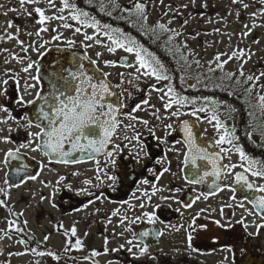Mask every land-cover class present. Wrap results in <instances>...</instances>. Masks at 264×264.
<instances>
[{
  "label": "snow or ice",
  "instance_id": "1",
  "mask_svg": "<svg viewBox=\"0 0 264 264\" xmlns=\"http://www.w3.org/2000/svg\"><path fill=\"white\" fill-rule=\"evenodd\" d=\"M46 3L48 9L54 10L53 15L49 16L46 14V9L40 7L42 0H19L21 7L24 4L36 5L28 15L31 16L35 13L37 19L36 23L40 26L34 33H28V35H35L37 37L41 36L43 32H56V35L51 36L50 40L30 44L27 47H22V51L27 53L29 49L35 52L37 59L33 60L29 57H18L13 56V59L18 60L23 67L21 72L27 74L25 77H20L19 73L9 75L6 70L4 76L8 78H0V97L7 98L9 80H13L16 84V98L13 101L20 108H30L31 111H26L23 115L14 116L11 109L3 103H0V112L6 113L7 116L0 118V123H7L8 120H12L17 128L24 129L26 133V142L20 143L16 148H9L3 153V160H0V164H3L5 168L14 169L13 173L6 171L4 173V185L7 188H19L21 185L26 183L28 180H36V175H33L28 170V165L20 164L18 166L13 165L11 162L19 159L21 154V149H29L32 152H40L44 157L48 158V162L55 161L56 163L68 165L73 163L83 162L84 156L90 159H96L97 157H105L103 167L100 165V160L96 159V171L97 175L95 177L96 181L103 183L106 179L111 182L109 186L117 184L120 180V176L115 172L118 168V158L123 152L124 148L128 145L135 144L137 150L135 153L137 163H142V161L149 157V151L147 145L142 142L141 133L137 130L136 125H144L150 136L156 139L157 145L167 144V136L171 135V130H176L172 123L166 124L164 127L166 129L165 136L160 137L156 135L155 128L150 125L149 120L138 118L133 115L137 111H142V105L155 107L150 105L149 99H144L140 103H137L130 111L124 112L123 109L127 107L126 99H130L132 93L129 92L127 98H124V91L122 89L119 97L115 92L116 88H121L124 84L125 73H119V82L113 84L108 80L110 73L104 72L99 67L98 61L102 57V53L97 51L95 53L97 59H91L87 51L84 53H79L76 41L67 38L63 39V46L59 43L62 40L63 33H60L58 29L50 28V22L54 20H59L62 23L59 27L64 29L73 28V24L69 23L68 20L74 21L76 26L74 28V34H80L82 29H92L93 34L89 35L86 32L83 33V41L81 42V47L85 50L93 47L92 43H84L85 41H91L98 45H103L108 53H115L117 49H122L123 52L133 54L135 56V65L128 61L125 57L126 66L134 67L135 73L137 74L133 79L139 80L141 77L155 78L157 82L169 80L165 66L157 59L153 54L149 53L146 48L143 47L135 38L124 33L120 28H113L109 24H103L90 16L88 12L80 9L75 2V0H59V6L56 4V0H43ZM233 4H241L244 9H248L250 5L245 3L244 0H231ZM257 2V0H254ZM258 3L262 6L259 12L253 11L250 13L252 17V24H244V31L241 35L243 37L249 36L252 31L257 27H262L264 24H257L256 18H264V0H258ZM206 6V5H205ZM187 7V5H185ZM120 5L117 0H100L101 11H106V14L111 16L112 11L119 9ZM111 9V10H107ZM132 15L136 17L137 22L142 21L141 28L145 29V33L151 32L156 39L160 38V35L166 33H172L173 35L167 36V43H171L174 36H179L180 33L175 29L167 27L163 23H156L154 27H146L148 16L146 14V5L142 0H133V7L127 9ZM67 12V18L64 13ZM237 15L240 13L237 11ZM187 23V21H185ZM8 27H12L11 21H9ZM159 30V31H157ZM19 32V28H17ZM107 39L108 43H104L100 36ZM8 39H17L14 35L8 34ZM52 41L58 43L52 44ZM254 43H259V40L253 41ZM17 43L23 44L22 41L17 39ZM52 44V48L48 45ZM187 47V45H184ZM55 50L57 55L53 56L51 60L44 61L46 57L52 50ZM4 51H7L5 49ZM180 49L177 47V52ZM227 55V53L217 54L215 57L216 67H209V72H215L217 69L223 70L224 64L228 63L229 60L235 57L238 60H242L246 53L244 49H238L233 51L231 55L228 56L227 60L221 61V56ZM254 53H247V58L251 59ZM181 59L185 60L187 63V58L181 54ZM87 60L90 65L94 66V71L89 72L83 61ZM8 61L5 60V63ZM243 61L238 64L237 67L240 69L239 75L241 77L245 76L243 71ZM196 65H199V61H195ZM211 63V62H210ZM105 67H116V62L112 60H103ZM33 72L35 74H33ZM131 75V74H129ZM235 74L227 73L226 78L228 80H233ZM264 76V72L259 75H248L244 81L247 83L249 81L255 83L259 81L260 78ZM23 81V84L21 83ZM240 83L239 80L236 81ZM132 83V80H129ZM197 83H200L199 78H197ZM167 91L163 88H156V85H151L152 91H157L161 93L159 99L163 101V107L165 110L173 109L174 106H178L174 111L171 112V116L179 118L181 115L190 114L192 116L198 117V113L205 112L211 113L208 116V122L212 123L219 135V138L214 141L211 147H219V152L208 150V147L202 146L198 143L197 137L194 135L193 126L188 120H183L180 123L179 130L183 132V139L176 140V145H182L184 151L181 152L179 148L175 146L169 147L167 152H175L178 156H182L180 163L183 167L180 171L183 173L186 171L187 166L191 165L192 171L190 172V179H186V182L191 185L202 184L208 177H213V183L210 187H215L217 190H223L220 185L216 184L215 181L222 180L228 175H233L232 170L237 167L235 163L224 164L221 161L225 158L230 159V153L232 148L239 154L242 163L239 165L243 168L242 172L234 173V184H239L241 189L247 194L244 196L243 201L238 205L239 207H244V201H247L252 205L251 210L245 209L250 216H255L258 221H245L243 218L237 223L244 226L245 230L248 229L249 225H254L256 229V234H261L264 230V183L257 184L255 180H249L248 175L258 180H264V162L258 161L254 158H250L242 150L241 147L234 144L235 130L229 131L227 127L220 121L219 117L216 115L215 109L211 107L212 105H219L220 102L214 99L210 100L205 97L204 106L197 107L196 101H189L187 97L178 93L173 86L169 83L167 86ZM190 87L195 88L196 85H190ZM217 87H221L217 85ZM222 90H225L222 88ZM246 91L251 94V88L246 89ZM228 95H233L232 92H228ZM26 96L31 97L26 99ZM167 98V99H166ZM260 108L264 111V95L258 96ZM191 104L192 110L190 113H182L180 111L181 107H186ZM230 107V106H229ZM235 111V109H231ZM159 109H155L152 115L156 119H161L158 115ZM120 117H124L122 120ZM129 121L128 123H125ZM135 121L136 123H132ZM36 129V131H32ZM223 131L221 132V130ZM131 131V135L127 133ZM12 129L9 128V132ZM124 132L123 141H127V144L121 142L120 133ZM259 135L264 137V125L258 128ZM249 138L252 137V133H247ZM0 142L5 144L13 143L10 136H0ZM230 145L231 147L225 148L223 145ZM223 154V155H221ZM200 162V163H198ZM155 164H165L170 165L171 161L168 159L167 154H165L160 159L155 160ZM245 164L247 166H245ZM206 165H211V171L206 169ZM39 167L43 169L46 167V163L41 161ZM112 169L113 171H109ZM148 173L152 175L156 180H159L164 173L170 171L169 166L163 167L162 171L156 172L153 168L147 169ZM103 175V179L101 178ZM248 174V175H246ZM16 179L13 180L12 176ZM73 176H78L80 173L73 172ZM65 180L64 176H59L56 180L55 186H53V195L59 187H67L69 191H73L71 185H63ZM11 181V182H10ZM41 183H44L41 181ZM141 184L147 185L151 181L147 178L140 181ZM84 185H90L92 187H98V184H94L92 180L85 179L83 181ZM45 187H49L45 184ZM224 187L229 188V190L235 191L232 185H225ZM152 195H155L157 191L161 189L157 188L155 184H152ZM169 191H172L169 189ZM175 192H180V188H176ZM0 192H4L7 195L5 188H0ZM76 195H88L95 196V200H100L103 193L97 195L89 190V188H80L75 190ZM214 193H203V198L207 199L208 195ZM147 199H151V196L147 191L143 193ZM106 198V197H105ZM174 196L162 197V199H174ZM45 199L41 196V200ZM196 199H200L197 196ZM195 201H193L194 203ZM94 203L93 200H89L87 204L83 207L87 208L89 204ZM123 203H128L124 201ZM6 206V201L0 199V207ZM231 207V205H228ZM55 207V204H52ZM139 207L144 208V204L140 203ZM160 207V205H156ZM185 207H191V204L185 205ZM81 209H76L80 211ZM203 211V210H202ZM223 210H221L222 212ZM119 209L112 212L113 216L119 215ZM22 215V213L20 214ZM199 215V214H197ZM142 217L147 218L149 224H154L156 222L155 212H143ZM141 216H137L135 220H129L127 215L121 216L120 223L125 225V221H128V225L139 221ZM110 222V221H109ZM27 222H25L26 224ZM219 224V221H215ZM15 221H9L10 228H14L15 231H21L20 228L14 227ZM125 225L124 232H130L131 228ZM203 227V226H202ZM4 234H8V230H3ZM71 236L75 237L77 235V230L73 226L70 229ZM157 235H163V233H156ZM251 235V233H249ZM87 235V233H85ZM119 235L123 236L124 233ZM150 233L148 231H141L138 234L133 233L132 238L125 239L123 244H120L117 248H108V239H104V255H109L112 252H119L121 250H126L133 258L139 259L140 256H144L148 253L149 245L144 243V237H148ZM2 238V237H0ZM9 238H11L9 236ZM30 240L34 237H29ZM49 239L48 236L44 237V241ZM192 236L189 234L188 240L191 241ZM21 244H25L26 241H18ZM39 243V242H38ZM142 245V246H141ZM72 247L77 250L83 247V241L77 238L74 245L70 242H65V251H70ZM231 251V249H228ZM30 251L36 255L52 256L53 259H59V257L54 252H43L38 251V248H31ZM102 253L93 249L91 256L95 257L101 255ZM11 255V253H10ZM16 255H22V253H16ZM108 264H118V262L109 261Z\"/></svg>",
  "mask_w": 264,
  "mask_h": 264
},
{
  "label": "flooded vegetation",
  "instance_id": "2",
  "mask_svg": "<svg viewBox=\"0 0 264 264\" xmlns=\"http://www.w3.org/2000/svg\"><path fill=\"white\" fill-rule=\"evenodd\" d=\"M91 1V5H86L89 4V2L85 4L84 0H75L78 7L82 10L85 9L86 6L100 9V0ZM117 3L120 5L119 9L127 10L133 7V0L129 3H123L122 1L117 0ZM56 4L59 6V0H56ZM146 4L147 3H145V5ZM42 8H45L46 11L48 10L47 5H44ZM257 11L259 12L260 8ZM64 15L67 18V12H65ZM130 15L133 16V22H136L135 24L141 25V23H143L142 21L137 22L136 17L131 13ZM32 18L34 20L37 19L35 13L32 14ZM173 18L176 19L177 17L173 16ZM69 23L75 26L74 21ZM153 25H156V23ZM49 27L55 28L54 21L50 22ZM37 28L39 27L35 26L33 31H28L26 34L14 35L17 39L22 41L23 44L17 43V39H8V36L5 37L4 41H14L17 45L27 47L29 42V38L27 37L28 33H34ZM53 35H55L54 32H43L40 37L41 39H44V41H48ZM56 43L58 42L52 41V44ZM52 44H49L48 47L52 48ZM15 49L7 50L6 52L4 50H0V72L3 71V73H5L7 70L9 75L19 73L20 77L26 78L27 74L21 72L23 64L18 62V60L13 59V56H26L35 60L37 59V55L32 51L31 54L30 52L25 53L22 50ZM83 50L84 49L79 50V52ZM5 60L8 62L5 63ZM128 61L132 62L131 59ZM99 67L101 68L100 63ZM33 74L35 73L33 72ZM0 78L8 77L3 75L0 76ZM108 80L115 84L109 77ZM21 83L23 84V81ZM161 86L162 85L160 84L157 85L158 88H161ZM166 86L167 84H165V88H167ZM7 87V98L0 97V103L8 106L11 109L12 114L17 117L23 115L26 111H31L30 108H20L18 105L13 103L16 98V84L13 80H9V85ZM115 92L117 93V97H119L120 94L117 88L115 89ZM129 92L132 93V96L130 99H126L127 107L123 109L124 112L130 111L136 105L135 101L137 98L135 96L134 89L132 88V91ZM28 98L31 97L26 96V99ZM188 100L196 101L195 98H189ZM191 110V104L180 108L182 113H190ZM135 113H133V115ZM6 116V113L0 112V118H4ZM181 116L182 119H179V121L169 122L175 126L176 130H171V135L166 137V145H157L156 139L149 134L141 136L142 142L147 145L149 151V157L145 158L142 163H137L135 156L137 146L135 144L128 145L124 148L118 158V168L115 169V172L120 176L119 182L111 186H109L111 182H109V185H104L105 182H103L104 184L99 181L93 182L99 186L93 187L90 191L96 193L97 195L103 193L100 200H95V196L88 197V195H85V197H81V195H76L75 192H69L68 190L64 191V194L61 197H63L65 202L69 203L67 207L71 208V210L77 204H84L89 200L94 201V203H92L93 210L84 214L82 218H77L72 221L71 224H69V227L63 226L62 230L58 231L64 242L62 250L50 248L49 245L44 246L45 249L48 252H54L60 260L63 258L65 259L64 261H67L68 258H71L84 264H108L109 261L118 262V264H264V230L261 231V234L257 235L254 225H249L248 229L245 230L243 225L237 223V221L242 218L246 222L252 220L258 221L257 217L250 216L248 212L245 211V209H248L249 211L251 210L252 205L250 203L244 201L243 208L238 206L241 201H243V198L247 193L241 189L239 184H234V173L242 172L243 168L233 170V175H228L222 180L215 181V183L220 185L223 190H217L214 186L210 187L213 183V177L206 178L205 182L202 184L191 185L186 182V179L191 178V165L187 166L186 171L182 173L180 171V168L183 167L180 163L182 156H178L175 152H167V149L172 146L179 148L181 152L184 151L182 145L175 144L176 140L183 139L184 134L179 130L181 121L188 120L190 124H193V121H198L195 116L190 114H184ZM226 117H228L227 114ZM120 118L124 120V117ZM228 122L229 126L227 128L229 131H232L233 129L235 130L234 134L236 139L233 141L234 144L241 147L247 154H261L260 158L255 157L254 159L263 162L261 159L264 160V137H261L259 132L251 131L252 137L249 138L247 134V136L244 135L245 132L242 129L236 128L234 119H230L228 117L227 124ZM1 126H6L5 128H8V130L3 129L0 131V136H10L13 141L11 144L3 143L5 144L4 148H1L0 145V160H3V153L5 151L9 148L14 149L18 147L20 143L26 142V133L24 129L17 128L16 124L12 120H8L7 123H0V127ZM9 128L12 129L11 132H9ZM32 131H36V129H32ZM198 133L200 135L199 138H197L198 143L202 146L209 147L211 149L210 150L208 148L210 152H219V147L210 146L213 145L216 140L212 133L208 132L204 128H201V126L200 131H194V135L197 137ZM124 134V132L120 133L121 142L127 144V141H123L122 139ZM246 137L248 140L245 139ZM261 143H263V145H260ZM222 147L228 148L231 146L225 144ZM165 154H167L171 164H155V160L160 159ZM96 159L100 160V165L103 167L105 157L101 156ZM96 159H93L88 163L64 165L48 162V158L44 157L40 152H32L29 149H21L19 159L12 161L11 163L16 166L20 164L28 165V170L33 175L39 173L37 175L38 179L45 171L48 170L58 171L59 169H62L65 171L69 170L70 172H78L79 169H82L84 166L90 164H92L96 170ZM226 159L227 158L223 159L221 162L227 164ZM41 161L46 163V167L43 169L39 167V163ZM165 166H169L170 171L168 173H164L159 180H156L147 171L148 168H153L154 171L159 172L162 171ZM206 169L211 171V165H206ZM6 171L13 173L14 169L5 168L3 164H0V188H5L7 192V195H5L4 192H0V199L6 201V206L0 207V214L5 215L0 223L2 224L1 234H4L3 230H8L9 236H17L20 231L17 232L14 228H10L9 226V221H15L14 227L20 228L21 233L23 232L31 237H34L32 240H26L24 235L21 236L24 240H26V247L24 250L19 252L22 253V255L18 256L23 257L25 254L23 251H30L32 244H36V238L35 235H31L27 232L29 229L23 222L22 215H20L21 213L23 214L24 211L18 210V206L16 205L20 196L17 195L15 197L13 194L20 188L24 189L25 185H27L30 181L32 182L35 180H28L19 188H7L3 183L4 173ZM109 171L111 172L113 170L109 169ZM62 176L66 177V174L63 173ZM102 176L103 175L101 174V178L103 179ZM145 178L149 179L151 183L147 185L141 184L140 181ZM12 179L15 180L16 177L13 175ZM248 179L253 180L250 175H248ZM45 184L48 183L45 182ZM68 184L72 185L71 182L67 183V185ZM152 184H155L157 188L161 189V191H157L155 195H152ZM225 185H232L235 191L229 190V188L224 187ZM176 188H180L181 191L175 192L174 190ZM169 189L172 191H169ZM145 191H147L151 196L150 200L143 195ZM203 193L214 194H210L207 199H204L202 195ZM169 196H174L175 198L162 199V197ZM197 196H200V199H196ZM124 201H127L128 203H123ZM193 201L195 202L193 203ZM140 203L144 204L143 209L139 207ZM187 204H191V207H185ZM156 205H160V207L157 208ZM228 205H231V207ZM116 209H119L120 214L113 216L112 212ZM221 210L223 211L221 212ZM143 212H155L157 217L156 222L154 224H149L147 222V218L142 217ZM15 214H19V218H17V215ZM125 214L129 220H135L137 216H141L139 221L130 225H128V221H125V225H128L131 228L130 232H124L125 225H121L120 223L121 216ZM84 217L88 220L85 221L83 219ZM215 221H219V224L215 223ZM73 226L77 230V235L75 237L71 236L70 233V229ZM82 231L83 233H81ZM141 231H148L150 233L148 237L142 238L144 243L149 245L148 253L146 255L140 256L139 259H135L126 250L112 252V254H109L111 257L103 254L105 237H107L109 241L108 248L111 249L117 248L120 244H123L125 239L132 238L133 233L138 234ZM158 232L163 233V235H157L156 233ZM85 233H87V235H85ZM120 233H124V235L121 236L119 235ZM249 233H251V235ZM189 234L192 236L191 241L188 240ZM21 237H19V239H21ZM77 238L83 241V247L79 250L72 247L70 251H65V242L68 241L74 245ZM1 239L2 238H0V257L7 254V257L1 259V261L9 262L10 257H15L17 255L13 251L7 252L6 244H4ZM88 239L90 240L88 241ZM92 239L96 241L97 245L95 248L91 249L90 245L93 243ZM38 246L40 245L38 244ZM229 248L231 251L228 250ZM93 249L102 254L95 257L91 256ZM29 260H31L30 256L28 257V261Z\"/></svg>",
  "mask_w": 264,
  "mask_h": 264
},
{
  "label": "rangeland",
  "instance_id": "3",
  "mask_svg": "<svg viewBox=\"0 0 264 264\" xmlns=\"http://www.w3.org/2000/svg\"><path fill=\"white\" fill-rule=\"evenodd\" d=\"M123 3H129L132 0H120ZM144 3H147L146 6V14L148 16V21L146 27H150L154 23H163L167 27L171 29H175L180 33L179 36H174L171 43H168L171 47H173L175 54L173 56L174 59V69L178 70L179 76H176L175 71H169L168 67H165L167 71V75L169 76V80L167 81H159L157 82L155 78H146L141 77L139 80L133 79L137 74L135 73L134 67H127L122 63V65L118 64V60L122 56L129 55L131 56V63L135 65V56L133 54L125 53L122 49H117L115 53H108L103 45L95 44L91 41H85L84 43H92L93 47L85 50L81 47V42L83 41V33H87L89 35L93 34L92 29L84 28L80 34H74L73 26L71 29H64L59 27L62 23L58 20H54L55 29H58L60 33H63L62 40L59 42L63 46V39L67 38L70 40H75L77 48L79 50L84 49L83 51H87V54L92 59H97L95 53L100 51L103 55L98 61L101 64V69L104 72L110 73L109 78L116 84L119 82V73H125L124 84L121 88H117L119 94L122 89L124 91V98L128 95L129 91L134 89L135 96L137 100L135 104L140 103L143 99H149L150 105H154L155 107H149L142 105L143 110L137 111L134 115L138 118L147 119L150 122V125L155 128L156 135L163 137L166 129L165 125L169 122H177L179 119H182V116L179 118L171 116V112L175 110L173 109L165 110L163 107V101L159 99L161 93L157 91L151 90V85H162L165 91V84H171L173 88L180 93L181 95L189 98L196 99V106L201 107L203 105H199L198 103V95L195 96V88L190 87V85H197V78H199L200 83L206 80L218 81L222 86H226L228 89H233L235 85L239 84L236 81L239 80L240 84L244 88L246 101L251 102L255 113L254 116H257L256 119V129H258L261 125H264V111L261 110L258 96L264 95V76L260 78L259 81L255 83L249 81L244 83L246 77L248 75H259L261 72H264V26L255 28L252 33L243 37L241 35L242 31H244V24H252V17L250 13L253 11L258 12L257 10L262 6L254 0H244L245 3H248L250 7L248 9H244L241 4H233L231 0H142ZM46 5L42 2L39 6L43 7ZM187 5V7H185ZM206 5V6H205ZM36 5L24 4L22 7L19 3V0H0V50H22V46L17 45L14 41H4L5 37L8 34L16 35V34H26L28 31H33L34 27H40L36 20L32 18V15L29 16L28 12L31 11ZM237 11H239L240 15H237ZM54 10H47V15H53ZM173 16L177 18L174 19ZM9 21L12 23V27H8ZM71 22L70 20H68ZM187 21V23H185ZM256 23L264 24V18L257 17ZM103 25V24H101ZM17 28H19V32H17ZM55 35L57 34L54 32ZM130 35L131 34H127ZM166 35H173L172 33H166ZM167 36L165 38L167 42ZM29 38L28 45L44 42V39L41 37H37L35 35H27ZM132 37V36H131ZM100 39L106 44L108 43L107 39L100 36ZM3 40V42H2ZM259 40V43H254L253 41ZM187 45V47H184ZM24 47V46H23ZM177 47H179L180 51L177 52ZM238 49L245 50V57L242 60H238L235 57L229 60L228 63L224 64L223 70L217 69L215 72H209L208 69L211 66L212 68L216 67L215 57L220 53H227V55L221 56V61L227 60L228 56L232 54L233 51ZM6 52V51H5ZM31 53V50L29 51ZM254 53L251 56V59L247 58V53ZM6 54V53H4ZM32 54V53H31ZM181 54L187 58V63L185 60L181 59ZM112 60L116 62V67H105L103 64V60ZM195 61H199V65L197 66ZM243 63V71L245 73L244 77L239 75L240 69L237 67L238 64ZM211 62V63H210ZM162 63V62H161ZM163 64V63H162ZM164 65V64H163ZM227 73H234V79L228 80L226 78ZM0 76H3V71L0 72ZM131 74V75H129ZM176 79V80H175ZM129 80H132V83H129ZM251 88V94H249L246 89ZM137 89V90H136ZM159 89V88H158ZM191 93V94H190ZM167 99V98H166ZM215 109L216 115L219 117L220 121L225 125V127L229 126V122L227 124L226 117V109L221 105H212ZM155 109H159L158 115L161 119H156L152 113ZM211 113L200 112L198 113V121L196 123L201 128H204L208 132L212 133L216 139L219 138L216 129L214 128L215 121L212 123L208 122V116ZM197 118V117H196ZM129 121H125L128 123ZM132 123H136L135 121H131ZM6 126H1L0 131L8 130L5 128ZM137 130L141 133V136H145L148 133L147 128L142 124L136 125ZM223 129L221 130V132ZM131 135V131L127 133ZM1 148L5 147V144L1 143ZM229 148V147H228ZM247 155V153H246ZM227 163H235L237 167L233 170L241 168L239 165L244 163L241 161L239 154L235 151V148H232L230 153V159H226ZM245 166H247L245 164ZM232 170V171H233ZM74 172V171H73ZM69 170L65 171L59 169L58 171L48 170L45 171L40 178L35 181H30L25 188H20L13 196H20L19 201H17L18 210L24 211L22 214L23 222H27L26 226L29 229L27 232L31 235H35L36 244H32L31 248H38V251H43L47 253L48 251L44 246L49 245L50 248H56L58 250H62L63 240L59 235L58 231L62 230V227H69L72 221L77 218H82L84 214L89 213L93 210L92 204H89L87 208H84L83 205L86 203H81L80 205H76L71 208H68V202L63 200L61 197L64 194V191L68 190L67 187L61 186L56 191L55 195H53V186H55L56 180L59 179V176H62L63 173L66 174L65 180L63 181V185H67V183H72L73 191L80 188H89L91 190L93 187L90 185H84L83 181L85 179H90L93 182H96V170L93 165H86L82 169H79L78 173L80 175L73 176ZM103 177V176H102ZM253 178V177H252ZM257 184L264 183V180H258L253 178ZM43 181L44 183H41ZM45 182L48 183L49 187H45ZM104 185H109V181L105 179ZM69 185V184H68ZM41 196L45 199L41 200ZM87 196V195H86ZM81 197H85V195H81ZM89 197V196H88ZM55 204V207H52V204ZM76 209H81L80 211H76ZM71 210V211H70ZM0 214V223L5 215ZM16 217L19 218V214ZM85 221L88 219L86 217L83 218ZM59 222V223H58ZM62 222V223H60ZM64 224V225H63ZM68 229V228H64ZM2 224H0V236H2L1 241L6 244L7 252L13 251L15 253H19L25 249V244H21L18 241L24 240L21 236L24 235L25 239L28 240V234L21 233L17 236H10L1 234L2 232ZM83 233V231L81 232ZM80 233V234H81ZM48 236L49 239L44 241V237ZM21 237V239H19ZM24 240V241H26ZM90 239H88L89 241ZM93 243L90 245V248H95L97 245L96 241L92 239ZM39 242V243H38ZM38 244L40 246H38ZM51 244V245H50ZM91 244V243H90ZM27 250V249H26ZM25 252L24 256H15L10 257L9 262L1 261V259L7 257V254L0 257V264H84L76 259L68 258L67 261L65 259H53L49 255L39 256L31 251H23ZM112 254V253H111ZM30 256L31 260L28 261V257ZM111 257V255H108ZM106 256V257H108Z\"/></svg>",
  "mask_w": 264,
  "mask_h": 264
},
{
  "label": "trees",
  "instance_id": "4",
  "mask_svg": "<svg viewBox=\"0 0 264 264\" xmlns=\"http://www.w3.org/2000/svg\"><path fill=\"white\" fill-rule=\"evenodd\" d=\"M84 2L85 4L89 2V4L86 5H91L92 1L84 0ZM83 11L88 12L90 16L97 19L101 24H109L113 28H120L126 34H131V36L135 38L141 45H143V47L146 48L149 53L153 54L157 59H159V61L162 62L165 67H168L169 71H175L176 76H179L178 70L174 69L173 64V56L175 51L173 47H171L166 42V34H162L160 35L159 39H156L150 31L145 33V29L141 28L140 24H135L136 22H133V16H131L129 11L125 9L111 10V16L107 15L106 11H101V9L89 6H86ZM154 26L155 25H151L149 28ZM179 79L181 81L180 76ZM217 85H220L221 87H217ZM222 88L226 89V91L222 90ZM194 92L195 96L198 95L197 99L199 105L204 106L205 102L203 98L205 97L209 98L210 100L214 99L219 101V105L225 107L229 118L235 120L236 128L242 129L245 132V136H247L246 134L251 131L258 132V129L255 127L257 119V116H254L255 110L251 102L245 100L246 96L244 88L240 83L235 85V87H233V89L230 91V89H228L226 86H222L218 81L206 80L204 82L197 83ZM228 92H232L233 95H228ZM230 108L235 109V111H231ZM245 139L248 140L247 137ZM260 145H263V143ZM247 155L250 158H260L261 156V154ZM261 160L264 162L263 159Z\"/></svg>",
  "mask_w": 264,
  "mask_h": 264
},
{
  "label": "water",
  "instance_id": "5",
  "mask_svg": "<svg viewBox=\"0 0 264 264\" xmlns=\"http://www.w3.org/2000/svg\"><path fill=\"white\" fill-rule=\"evenodd\" d=\"M82 54V53H81ZM55 55H57V53L55 52V50L53 49L46 57H44L43 59H44V61L46 62V61H48V60H51L52 59V57L53 56H55ZM125 57H123V58H121V60H120V63H122V59H123V61L125 60L124 59ZM128 59V58H127ZM83 63L86 65V67H87V69H88V71L89 72H91V71H94V66H92V65H90L89 64V62L87 61V60H85V61H83ZM125 65H126V62L124 63ZM191 125L193 126V132L195 131V130H197L198 131V126H195L194 125V122H193V124L191 123ZM181 133H183L182 131H180ZM199 133L197 134V138H199ZM209 148V147H208ZM210 149V148H209ZM211 150V149H210ZM212 152V151H211ZM89 160H91L90 158H88L87 156H84V158H83V161H89ZM52 162H55V161H52ZM198 163H200V162H198ZM74 164V163H73Z\"/></svg>",
  "mask_w": 264,
  "mask_h": 264
}]
</instances>
